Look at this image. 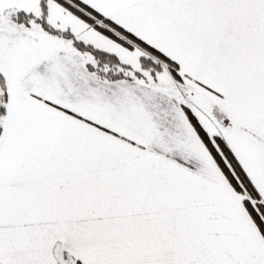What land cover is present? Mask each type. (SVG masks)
<instances>
[{"label": "snow or ice", "instance_id": "6c2138e0", "mask_svg": "<svg viewBox=\"0 0 264 264\" xmlns=\"http://www.w3.org/2000/svg\"><path fill=\"white\" fill-rule=\"evenodd\" d=\"M0 264H264V0H0Z\"/></svg>", "mask_w": 264, "mask_h": 264}]
</instances>
